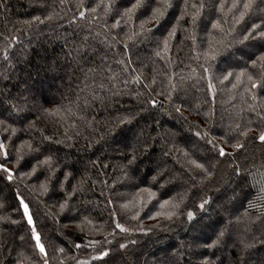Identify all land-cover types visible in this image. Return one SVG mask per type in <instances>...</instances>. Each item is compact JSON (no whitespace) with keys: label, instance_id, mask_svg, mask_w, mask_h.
Returning a JSON list of instances; mask_svg holds the SVG:
<instances>
[{"label":"trees","instance_id":"obj_1","mask_svg":"<svg viewBox=\"0 0 264 264\" xmlns=\"http://www.w3.org/2000/svg\"><path fill=\"white\" fill-rule=\"evenodd\" d=\"M263 130L264 0H0V264H264Z\"/></svg>","mask_w":264,"mask_h":264},{"label":"rangeland","instance_id":"obj_2","mask_svg":"<svg viewBox=\"0 0 264 264\" xmlns=\"http://www.w3.org/2000/svg\"><path fill=\"white\" fill-rule=\"evenodd\" d=\"M232 58H234V55L232 56ZM66 82H67V80H66ZM67 85H66V87H67ZM46 89L47 88H43V90L41 92L44 94L47 91ZM45 94H48V93H45ZM50 94H53V93L50 92ZM28 95H29V93H27L26 98H28ZM35 97H38V96H35ZM145 126L146 125H144V123H139L132 133L131 132L129 133L128 131H123L122 135H125L127 133L132 138H136L135 146L138 147L140 143H139V141H137V138H141L142 134L140 135V131L144 130ZM261 135H264V130L261 133ZM141 152L142 151H138L137 152V150H136V155L141 153ZM253 179H254L255 186H256V194L254 196L253 203L256 206H258V205L260 206L264 202V170H260L259 172H257ZM171 180H172V178L170 179V181ZM229 197L225 196L224 198L221 199V202H219V203H217L215 205V207L217 209H219L220 211L221 210L225 211V213H224V215L226 217L225 224H226V221L228 219L231 221V217H230L231 216V211H232L233 207H235V204L232 201V196H229ZM228 206H229V208H228ZM223 208H225V210ZM23 209L25 211V214H26L27 218H29L27 210H25V205H23ZM223 227H224V224H223ZM246 231L247 230L245 228L243 230H241V232H243V233H245ZM211 232H212V226L205 227V228H199V227H193L192 229L188 228L186 230V232H185L187 236L185 237L184 247L185 248H190L191 250L196 252L198 250V248H199L198 246H200L199 242L204 240V238L207 235H209ZM34 236H35V238L37 237L36 234H34ZM236 239H237V237H236ZM36 241H37V239H36ZM218 249H219L217 251L218 254L219 255L223 254L222 251H224V248L221 247V246H218ZM174 260H176V259L174 258Z\"/></svg>","mask_w":264,"mask_h":264},{"label":"snow or ice","instance_id":"obj_3","mask_svg":"<svg viewBox=\"0 0 264 264\" xmlns=\"http://www.w3.org/2000/svg\"><path fill=\"white\" fill-rule=\"evenodd\" d=\"M259 139H260L261 141H264V135H261V136L259 137ZM219 154H220V155H225L223 149L220 150ZM25 210H27V206H26V205H25ZM29 223H31V218H30V217H29ZM117 227H120V225L117 224ZM36 239L39 240V237L37 236ZM77 246H78V245H77ZM121 247H123V245H122ZM40 250H41V252L44 251L43 246H41Z\"/></svg>","mask_w":264,"mask_h":264}]
</instances>
